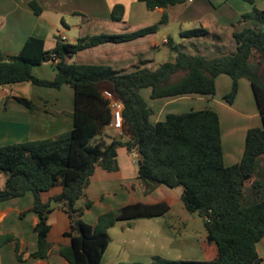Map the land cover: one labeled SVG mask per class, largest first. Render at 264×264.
<instances>
[{"label":"trees","instance_id":"1","mask_svg":"<svg viewBox=\"0 0 264 264\" xmlns=\"http://www.w3.org/2000/svg\"><path fill=\"white\" fill-rule=\"evenodd\" d=\"M139 1L151 10L186 0ZM28 5L34 14L41 12L36 0ZM122 15L123 6L116 4L111 18L121 20ZM166 20L163 14L158 23L134 32L88 35L75 43L57 37L55 47L49 50L44 48L43 39L30 36L18 54L7 58L0 55V87L30 81L54 89L67 84L74 91L70 131L0 146V175L4 177L0 202L27 192L33 195L31 210L38 217L33 228L37 245L28 257L46 258L50 251L47 235L52 203L69 218V229L63 235L70 239V244L55 249L69 264H100L110 241L108 229L117 221L163 216L168 212L170 206L166 202H136L101 213L93 224L84 221V211L91 208L92 201L86 200L82 207L75 204L84 196L95 166L118 170L117 148L125 147L128 152L137 153V179L143 193L148 194L161 184L170 189L181 188L184 208L202 218L206 241L216 247V256L209 260H170L154 255L145 264L262 263L257 243L264 237V173L259 169V159L264 157V9L253 6L242 14L232 31L235 49L216 57L178 50L173 60L155 69L137 68L131 72L114 70L109 65L69 63L66 59L91 46L154 33ZM207 33L200 27L185 30L181 36L191 39ZM49 60L56 61L54 78L34 76L32 68ZM220 74L231 79L230 90L223 96L228 104L236 97L238 80L245 78L250 82L262 123L246 131L242 157L231 165L223 162L220 120L215 110L167 113L163 120L152 123L153 109L140 93L149 88L151 99L187 94L213 96L215 79ZM104 88L112 90L124 105L122 131L130 135L128 140H123L122 135L111 138L104 134L111 125V110L102 95ZM15 99L28 108L34 107L26 98ZM55 186H60L61 192L42 201L41 193ZM10 242L14 244L16 258L22 260L17 237L0 234V248Z\"/></svg>","mask_w":264,"mask_h":264},{"label":"crops","instance_id":"2","mask_svg":"<svg viewBox=\"0 0 264 264\" xmlns=\"http://www.w3.org/2000/svg\"><path fill=\"white\" fill-rule=\"evenodd\" d=\"M30 1L0 0V55L4 58L18 54L30 36L43 39L44 48L49 50L55 47L57 37L75 43L88 35L134 32L158 23L166 14V22L159 24L154 33L119 43L98 44L66 58L69 63L109 65L122 72L137 68L155 69L161 63L173 60L178 50L184 52V44L191 45L196 51L194 54L207 58L224 53L222 47L225 45L229 46L231 52L235 49L232 31L242 14L249 12L253 6L264 9V0H252V3L246 0H186L167 8L156 7L151 10L139 0H36L41 7V12L36 15L28 5ZM116 4L123 6L121 20L111 18ZM200 27L208 31L205 36L191 39L181 36L185 30ZM225 40H228L227 44ZM55 62L49 60L33 67V75L52 80L56 74ZM215 86L213 96L187 94L156 99L160 101L159 108L157 113L153 110L150 121H161L167 113L210 108L218 113L222 131V119L217 108L222 109L228 143L226 151L222 147L223 162L231 165L242 157L246 131L251 127H260L261 118L247 79L238 80V92L231 104L223 100L231 87L230 77L220 74L215 79ZM218 93L221 100L217 98ZM16 97L26 98L34 107L28 108L18 102ZM73 103L74 91L67 84L54 89L24 81L0 87V146L50 138L70 131L73 127ZM247 119L251 120L249 125H245ZM113 130L115 136L122 135L123 140L130 139L124 130L121 133ZM128 153L125 147L117 148L116 171L95 166L84 196L75 204L76 207H82L86 200L92 201L91 208L84 211V221L93 224L101 213L136 202H166L170 209L163 216L117 221L108 229L110 241L100 264H133L154 255L169 259H213L206 256L202 247L207 243V247H211V256H214V247L206 239L202 245L196 232L188 229L187 223L194 222L193 214L196 213L190 215L185 209L188 213L179 217V221H166L168 214L169 217L177 216L171 213L172 207L180 201L181 191L176 192L161 184L145 195L137 179V171L131 166L136 160L132 157L130 165L128 159L124 158ZM61 190L60 186H55L41 193L42 201H48ZM32 204L33 195L30 192L0 202V234L16 236L18 253L23 256L22 260H18L14 244L7 243L0 248V264H69L55 250L59 245L70 244V239L63 235L69 229V218L62 208L53 203L48 216L50 229L47 241L50 251L46 258L28 257L37 245L33 228L38 217L31 210ZM259 243H264V237L257 246ZM189 247L194 250L187 251Z\"/></svg>","mask_w":264,"mask_h":264},{"label":"rangeland","instance_id":"3","mask_svg":"<svg viewBox=\"0 0 264 264\" xmlns=\"http://www.w3.org/2000/svg\"><path fill=\"white\" fill-rule=\"evenodd\" d=\"M162 32H165V30H163ZM206 39H208V38H206ZM207 41H212V40L211 39H208ZM226 41H228V40H225V42H224L225 44H227ZM225 46L226 47H224V46L222 47V48H224V51L223 52L224 53H228L230 51L229 50V46L228 45H225ZM183 51L185 53H189V54L190 53H192V54L196 53V51L194 50V48L191 45H187V44H184ZM149 91L150 90L148 88L147 89H142L141 95H142L143 98L146 99L147 103L151 106V108L155 111V113H157V109L159 108V102L160 101H157L156 99H151L148 96ZM219 97L220 96H219V93H218L217 94V98H219ZM203 103H205V101H203ZM217 109L219 110V114H220L221 119H222V131H221V139H222V145H223L222 147L226 151L227 150L228 143H227V137H226L225 128H224V124H223V114L224 113H223L222 109H220V108H217ZM250 123H251V120L250 119H247L246 122H245V125H249ZM105 132H106L105 134H107L111 138L112 137H116L115 134H114V130L111 127H106ZM104 139H106L107 141L110 140L107 137L104 138ZM122 150L123 149H121L120 151H122ZM132 157H133L132 156V152H130L126 156H124V158L128 159L130 165H131L130 161L132 160ZM131 166H133V168L137 171V159H136V163H133ZM259 167H260L259 169L264 173V157L262 159L261 158L259 159ZM3 182H4V177L2 175H0V187L3 186ZM172 190H174L176 192H179V191H181V188H176V189H172ZM142 192H143V188H142ZM173 213L177 214V216H175V217H173V216L169 217V214H168V216L166 217V221L168 223H171V222L174 223V221H179V219H180L179 217L187 215L188 212L185 210L184 205L181 202V200L178 201V203H176L172 207V213H171V215ZM190 215H191V213H190ZM193 216L195 218L194 219V222L191 221V222H188L187 223L188 229L189 230H193V231L196 232V234L200 237L198 240L203 245V241H205L204 239H206V238H205V229L203 227L202 219L197 214H193ZM210 245H212L214 247V256H211V253H212L211 247H207L208 246L207 243H204L202 249L204 248V252H205V254H206V256L208 258H213V257L216 256V248H215V245L213 243H211ZM257 248H258L259 255L263 259L262 264H264V243L263 244L262 243H259L258 246H257ZM186 250L187 251H191V250H194V248H190L189 247ZM159 256H161V255H159ZM161 257H163V256H161ZM163 258H166V257H163ZM166 259H169V258H166ZM189 259H193V258L192 257H188V259H184V260H189ZM172 260H177V259H172ZM149 262H151V258H148L146 260H137V262H135V263H144L145 264V263H149Z\"/></svg>","mask_w":264,"mask_h":264},{"label":"built area","instance_id":"4","mask_svg":"<svg viewBox=\"0 0 264 264\" xmlns=\"http://www.w3.org/2000/svg\"><path fill=\"white\" fill-rule=\"evenodd\" d=\"M103 97L108 101L109 108L111 110V127L121 133L123 128V117L122 111L124 109V105L121 100L118 99L116 94L108 89L104 88L102 90ZM132 156L134 160L137 159V153L132 150Z\"/></svg>","mask_w":264,"mask_h":264},{"label":"water","instance_id":"5","mask_svg":"<svg viewBox=\"0 0 264 264\" xmlns=\"http://www.w3.org/2000/svg\"><path fill=\"white\" fill-rule=\"evenodd\" d=\"M137 164L139 165L140 164V161H137Z\"/></svg>","mask_w":264,"mask_h":264}]
</instances>
